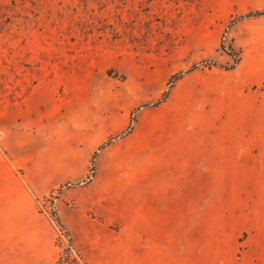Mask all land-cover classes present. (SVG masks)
<instances>
[{
    "label": "rangeland",
    "instance_id": "obj_1",
    "mask_svg": "<svg viewBox=\"0 0 264 264\" xmlns=\"http://www.w3.org/2000/svg\"><path fill=\"white\" fill-rule=\"evenodd\" d=\"M15 120L25 133L38 122L47 131L65 123L68 147L82 142L84 175L37 197L55 230V264H89L80 251L85 225L103 221L86 206L80 213L90 223H79L77 195L119 174L136 180L146 165L174 162L182 179L202 145L182 139L177 159L163 161L168 139L202 137L215 126L228 142L223 186L212 202L174 203L196 217L180 219L190 228L173 259L187 264L193 249L195 258L206 252L208 264H218L220 233L232 235L252 216L237 234L243 260L250 226L264 229V0H0V134ZM136 205L115 203L117 221L127 223ZM139 238L131 235L137 261L145 249Z\"/></svg>",
    "mask_w": 264,
    "mask_h": 264
},
{
    "label": "crops",
    "instance_id": "obj_2",
    "mask_svg": "<svg viewBox=\"0 0 264 264\" xmlns=\"http://www.w3.org/2000/svg\"><path fill=\"white\" fill-rule=\"evenodd\" d=\"M217 121L218 118H214L213 122ZM21 122L23 120H15V124L1 129L0 134V264H55L59 256L54 244L55 230L47 214L38 210L37 197L84 175L82 142H78L79 149L68 147L69 134L65 123H53V126L51 123L54 128L47 131V124L38 122V125L29 126L30 130L25 133V127L17 125ZM215 128L202 137L188 136V132L169 139L162 136L163 143L168 139L161 153L163 161L177 159L174 149L182 145V139H187L184 143L192 146L196 143L202 145V153L196 156V152H192V158L187 160L191 164L187 165L182 179L174 170L177 167H174V162L150 168L146 165L140 169L136 180L123 179L124 174H119L117 178L121 179L98 187L91 183L90 189L77 195L74 199L76 213H83V208L88 206L103 218L102 222L92 221V225H85L90 221L80 213L79 223L82 221L86 228V242L80 251L86 255L89 264H185L181 258L173 259L181 255V233L190 228L188 221L185 226L180 224V219H195L196 213L192 211L190 214L188 209L180 212L174 203L212 202L213 189L223 186V149L227 150L228 142L223 140V129ZM21 135H27V138ZM241 145L243 147L242 141L240 148ZM253 147V144L248 147V154L254 152ZM256 149L258 153V145ZM243 165L249 169L251 163L245 161ZM213 167L218 172L214 173ZM196 171L201 172L198 178ZM153 172H161L158 173L159 179L153 180ZM198 180L203 183H197ZM117 202L137 204L128 216V224L123 220L117 221ZM101 203L107 206H101ZM65 212L63 208L61 215L69 222ZM252 221V216L240 219L228 237L223 238L220 233L217 240L218 264H264V229L260 225L250 226L248 237L251 242L244 249L243 260L238 255L237 234L242 233L247 223ZM117 223V230L111 227ZM71 226L74 227L73 222ZM131 235H138L139 243L145 240L144 253L138 261L133 257ZM150 235H156L153 241ZM165 235L170 237L161 241L159 236ZM187 250V257H184L188 259L187 264H208L206 252L195 258V251Z\"/></svg>",
    "mask_w": 264,
    "mask_h": 264
}]
</instances>
